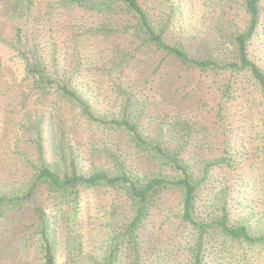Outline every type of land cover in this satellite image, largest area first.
Here are the masks:
<instances>
[{
    "label": "trees",
    "instance_id": "1",
    "mask_svg": "<svg viewBox=\"0 0 264 264\" xmlns=\"http://www.w3.org/2000/svg\"><path fill=\"white\" fill-rule=\"evenodd\" d=\"M201 1L0 0V224L34 204L38 264H264V0Z\"/></svg>",
    "mask_w": 264,
    "mask_h": 264
},
{
    "label": "rangeland",
    "instance_id": "2",
    "mask_svg": "<svg viewBox=\"0 0 264 264\" xmlns=\"http://www.w3.org/2000/svg\"><path fill=\"white\" fill-rule=\"evenodd\" d=\"M201 4L203 5L202 1L200 2V0H199L197 5L201 6ZM159 57H160V55H159ZM193 83L195 84V86H194V88H195L196 87L195 81H193ZM8 102H9V100L7 99V97L0 99V107L2 108L1 111L3 112V114H5L6 111L11 108V106H9V105L5 106V104ZM193 104H194L195 109H197V107H199V104L197 103V99H196V103H193ZM11 116L12 115L10 113H7L6 115H4L5 120L7 122L6 128H8L9 123L12 121ZM198 127H199L198 122L194 120L192 125L189 128V132L194 130V128H198ZM9 140L10 141H16V138L11 136L9 138ZM192 140H195L194 136H193ZM10 145L12 147H10L9 145L6 146L8 149V153L6 154V156L3 159V160L8 162L7 164H9V166H11L13 163V159L11 158V156L13 155L12 151L15 150V148H16V145L14 143H10ZM214 146H215V144L212 141L208 140L207 136H203L200 147L199 146L197 148L190 147V152L188 153V155H189V158L191 159L190 162L194 166L198 167L196 170L197 172L203 166V164H204L203 161H205L206 158H209V156H210V155H208L209 152H211V151L216 152ZM1 149H4V148L0 147V151H1ZM95 157L98 158L97 156H94V157L90 156L88 158V160H86V162L84 163V166L87 169H90V168H92L93 165L99 164V163L101 164L100 166H103L104 163L106 162L104 159L96 160ZM244 158L246 160H243V164L241 167L245 166V168H247V169L245 171L241 172V175H243V178L246 180L247 183L254 182L253 177L248 176V171H249L250 162H251L250 156H244ZM101 161H102V163H101ZM92 163H94V164H92ZM3 164H4V162L0 161V166H2V168L7 167L5 165L3 166ZM142 166L146 169L149 168L148 164H145V163H143ZM17 168H18V166H17ZM9 181L10 180H7L5 177L0 178V183H4L5 186H7V188H9L10 185L12 184V182L11 181L9 182ZM244 188L246 190H248L250 187L246 184L244 186ZM248 193L254 194V192L252 190L249 191ZM102 194H103L102 190L95 192V193H92L91 190H89V189L85 193L86 200L84 201V204H86V206L90 205L92 214H94L93 215L94 217H91L90 221L93 218L97 219L100 217L101 212L99 211L100 212L99 213L97 211V209L102 207L103 205H105L107 203V201L105 200V198L103 197ZM235 196H238V195H235ZM248 201H252V200H248ZM92 202H94V203H92ZM95 203L100 205L96 209H95V206H93ZM33 205H34L33 203H28L22 209L17 210V211H13L11 213V216L14 218V221L9 220V223L0 224V264H24V259H26V258H28V263H26V264H38L39 263L37 253H35L34 249L30 248L29 253H27L26 250H24L23 246H22V241L24 240L25 235L21 231V228H22V226L26 227L33 222V220H34V217H32L33 216V211H32ZM127 207L129 208V206H127ZM239 209L241 210L242 207H240ZM169 215L171 216V214H169ZM89 226H91V224ZM3 233L5 235L2 236ZM90 236H91V240H93L94 243L98 242V240L102 237V235H100L99 233H97L95 231L92 234H90ZM63 258L64 257H62L61 259L63 260Z\"/></svg>",
    "mask_w": 264,
    "mask_h": 264
}]
</instances>
